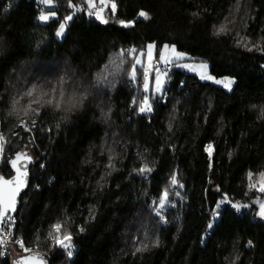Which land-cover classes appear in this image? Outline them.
<instances>
[{
  "label": "trees",
  "instance_id": "obj_1",
  "mask_svg": "<svg viewBox=\"0 0 264 264\" xmlns=\"http://www.w3.org/2000/svg\"><path fill=\"white\" fill-rule=\"evenodd\" d=\"M115 2L116 17L111 18L106 10L110 23L105 25L87 15L86 0H71L82 8L79 13L68 7L69 0H54L55 7L51 9L57 11L58 17L47 23L38 19L40 0H0V94L10 83H16L17 77L31 80L41 75L54 79L63 70L65 60L80 77L94 79L103 72L109 80L116 81L114 89L106 88L90 97L86 109L74 113L71 122L61 124L60 129L55 128L58 114L49 112L40 118L34 143L28 148L34 161L45 164L43 169L37 163L30 167V185L40 184L41 188L31 191L24 197L27 202L18 205L28 230L22 229L25 241L32 239V230L39 229L41 243L34 251L44 253L46 259L54 257L49 264H230L234 245L241 254L239 264H264V220L255 216L256 197L264 194L249 190L246 177L252 170L255 180L264 170V119L258 118L259 108L264 106V55L247 52L235 44L237 32L254 42L264 36V0ZM141 9L148 11L151 19L139 17ZM46 10L45 7L43 11ZM192 12H199L200 17L193 18ZM70 14L74 18L59 40L55 35L58 23ZM225 18L229 34L213 36V26L225 23ZM115 19L135 23L123 28ZM152 40L177 43L178 50L208 61L217 76L236 75L239 87L235 94L176 70L166 86L170 89L167 99L158 101L152 97L154 112L138 113L131 100L133 96L142 98L141 76L130 81L126 74V70L130 71V57H125L119 69L112 61L119 48H140ZM140 70L137 67L139 74ZM181 80L185 86L179 84ZM6 107L0 103V131L10 141L5 145L0 175L9 178L14 170L7 158L25 148L28 134L13 127L14 118L5 119ZM109 107L111 117L105 120L101 109L107 112ZM170 120L172 132L167 127ZM48 128L53 130L48 132ZM12 131L20 132L24 139L13 137ZM209 142L214 144L211 159L204 150ZM102 144L114 149L117 170L106 176L101 181L102 188H98L97 181L107 171L104 165L108 163V153L100 154ZM169 144L175 145L174 152ZM162 146L163 152L159 151ZM145 149L148 153L142 160L137 153ZM88 159L91 164L84 163ZM142 162L155 169L147 179L132 172ZM173 169H178L183 188H173L168 183ZM216 185L234 202L249 207L237 212L231 205H223L212 235L202 245L199 241L214 206L211 192ZM164 187L180 192V196L170 195L176 207L165 209L167 223L159 222L148 207ZM205 189L209 190V200L203 198ZM90 206L94 220L89 219ZM65 216L72 222L68 228L75 246L71 258L60 255V250L50 252L44 242L48 226ZM76 225L84 226L85 232L78 233ZM157 235L158 247L132 254L133 237L139 236L147 243ZM249 239L254 248L246 247ZM13 252L21 254L23 250L11 244L7 255L0 257V264H12L17 258L11 255Z\"/></svg>",
  "mask_w": 264,
  "mask_h": 264
},
{
  "label": "snow or ice",
  "instance_id": "obj_2",
  "mask_svg": "<svg viewBox=\"0 0 264 264\" xmlns=\"http://www.w3.org/2000/svg\"><path fill=\"white\" fill-rule=\"evenodd\" d=\"M40 3L55 7L54 0H40ZM86 4L87 15L89 17H95V19L102 24L108 25L110 23V18L105 15L106 9L111 14V18L116 17L118 5L115 0H98V3L97 0H86ZM68 7L74 9L77 13L82 11V8L72 4L71 0H69ZM237 10H239V6H237ZM57 15L58 13L55 10H41L38 19L41 22L54 21ZM137 15L145 20L151 19L150 13L144 9L139 10ZM191 15L193 18L200 17L199 12H192ZM73 18L71 14L65 15L63 19L59 21L55 32L57 37H63L65 35V30L68 28L69 21H72ZM225 20V23H221L219 26H213V36L219 37L229 34V22L227 18H225ZM115 23L123 28H130L134 25L135 21L115 19ZM2 42L3 38H0V44H2ZM235 44L238 48H243L247 52L255 51L264 55V36L258 37L254 42L251 38L241 36L240 33L237 32L235 35ZM37 46L39 47V44ZM126 56L131 58L130 71L126 70V74L130 81L135 82L137 80V67L139 66L142 69L144 94L139 100H137L135 96H133L131 100V105H135L136 110L140 114H151L154 112L153 101L150 99L149 95L150 83H152L151 91L157 97L158 101H165L167 99V93L170 89L166 88L165 85L171 80L169 72L170 67H180L197 73L200 80L210 81L215 85L221 86L229 93L235 94L236 88L239 87L236 75H222L220 77L212 75L209 63L202 58L199 59L198 63H185L184 61L186 60H195L197 58L191 57L186 51H179L177 43L166 41L158 43L152 40L140 48H137L135 45L130 46L128 49L121 47L112 61L117 69L125 63ZM161 62L163 67L160 66ZM105 67L107 68L108 66L106 65ZM152 73H154V77ZM18 84L20 87H17ZM179 84L185 86V81L181 80ZM115 87V79L109 80L103 72L97 74L94 79L78 76L75 69L72 68L71 63L65 60L63 70L56 74L54 79H47L41 75H34L31 80L17 77V82L10 83L9 86L5 88V91L0 94V103L7 105L5 119L14 118L16 123L13 127L28 134V141L25 144L26 149L30 144L34 143V130L37 129L38 122L43 115H47L49 112L58 114L59 120L55 128L60 129L61 124L67 125L71 122V117L74 113L82 112L86 109V102H89L90 97L95 96L97 92L103 91L106 88L114 89ZM211 103L212 100L209 97V109H211ZM250 107L256 108L257 106L251 105ZM111 112V107L108 108L107 112L101 109L102 117L105 120L110 119ZM259 113L260 115L258 118L264 119V106L259 108ZM206 120L207 117H205V121ZM167 127L168 131L172 132V120L169 121ZM52 130V128L47 129L48 132ZM11 135L20 140L24 139V137L20 136V132L17 131H12ZM7 143H10L7 134L0 131V163H3L5 160V145ZM106 143L107 141L104 142V144ZM104 144L100 146V154L103 156L105 151L108 153V163L104 165L107 171L100 177V180L97 181L98 188H102L101 181H104L106 176H111L112 171L117 170L114 163V149L111 147L105 148ZM94 147L95 145H93V148ZM168 148L173 152L175 151V145L169 144ZM204 150L211 159L214 151V144L209 142L204 146ZM159 151H164L163 146ZM147 153L148 150L145 149L144 153L138 152L137 155L143 160ZM89 156H91V149L89 151ZM229 157H231V153H229ZM91 162V159L84 161L86 164H91ZM7 163L10 165L11 170H14V175H11L9 178L0 175V246H3L0 248V257L6 255L8 245L14 244L18 245L25 255H18L17 258L13 260L12 264H49V260L54 257L46 259L44 253L34 251V249L39 248L41 243L39 229L32 230L35 233L32 239L27 242L25 241L22 229H24V231L28 230L24 224V217L21 211L18 210L19 204L27 202L24 197L28 196L31 191H40V184L30 185L29 166L37 162L34 161L33 157L29 155L27 151L21 150L16 151L14 156H9L7 158ZM37 167L43 169L45 168V164L37 163ZM208 167L209 170H211L212 164L210 163ZM154 171V167L149 166L147 162H142L140 167H134L132 169V172L145 179ZM36 175L38 178L39 173ZM178 175V169H173L168 181L173 188L184 187V184L178 179ZM253 176L254 173L252 170L246 173L248 180L247 188L249 190L256 189L259 193L264 194V170L259 171V179L255 182L253 181ZM50 182L51 181H48L47 183ZM209 183H211V180H209ZM116 187L118 188L119 185H116ZM173 194L175 196H180L179 191L170 192L168 187H164L158 199H153L151 204L148 205L150 211L154 213L155 217L161 223L168 222L165 209L176 207V202L170 199V195ZM145 195H147V192H145ZM245 195H248V192H245ZM203 198L209 200L210 196L208 189L204 190ZM211 203L214 206L210 208V219L199 241L202 245L206 243V238H210L212 235L215 220L221 217L223 205H231L237 212L242 208L249 207L248 204H242L240 201L234 202L229 197L228 192L221 189L220 185H216L211 192ZM255 203L259 206L255 216L264 220V200H261L260 197H256ZM17 215L21 217L19 220L16 219ZM89 219H95L92 206L89 207ZM71 226L72 222L66 216L48 226V230L44 234V242L47 244L50 252L60 250V255H64L67 258L73 257L75 247L73 243L74 237L72 232L68 230ZM76 227L78 233L85 232L84 226L76 225ZM144 236L145 240H147V233H145ZM159 244L160 239L158 235L147 243L141 240L139 236L133 237L132 254L136 255L137 253H143L150 247H158ZM246 247L250 249L254 248L255 245L253 240H247ZM240 260L241 254L235 250L234 245L230 264H239Z\"/></svg>",
  "mask_w": 264,
  "mask_h": 264
},
{
  "label": "rangeland",
  "instance_id": "obj_3",
  "mask_svg": "<svg viewBox=\"0 0 264 264\" xmlns=\"http://www.w3.org/2000/svg\"><path fill=\"white\" fill-rule=\"evenodd\" d=\"M46 8H48V10H46V11H50V10H52L51 8V6H47V5H44ZM107 10V9H106ZM106 12V11H105ZM57 17H58V15H57ZM56 17V18H57ZM55 18V19H56ZM70 22L71 21H69V24H70ZM43 23H47V22H43ZM68 24V25H69ZM65 33H66V30H65ZM64 37V36H63ZM63 37H57L59 40H61ZM180 51V50H179ZM191 56V55H190ZM206 61V60H205ZM185 63H193V62H199V59H195V60H186V61H184ZM206 62H208V61H206ZM145 63H146V60H145ZM154 63H155V61H154ZM209 63V62H208ZM209 65H210V69H211V64L209 63ZM160 66H163V64H162V62H161V65ZM139 67V66H138ZM140 68V67H139ZM176 70H182V71H185L186 73H190V74H194V75H196L198 78H199V75L197 74V73H194V72H191V71H189V70H186V69H183V68H180V67H172V69H170L169 70V72H170V75L172 76V73L174 72V71H176ZM210 72H211V70H210ZM211 74L212 75H215V74H213L212 72H211ZM138 76H141V80H140V86H141V92H142V96H143V77H142V69L140 70V74L137 72V77ZM152 76L154 77V73H152ZM215 76H217V75H215ZM217 77H220V76H217ZM170 82V80L166 83V85H165V87L168 85V83ZM207 82H210V81H207ZM153 83H154V81H153ZM212 83V82H211ZM218 86V85H217ZM221 87V86H220ZM151 88H152V83H150V91H149V95H150V99L152 98V97H156L153 93H152V91H151ZM227 91V90H226ZM22 150H24V151H27L28 152V154L29 155H31L32 157H33V154H32V152H31V150L27 147L26 149L25 148H23ZM33 159H34V157H33ZM259 179V176L255 179V180H253L254 182L256 181V180H258ZM260 199L261 200H264V196H262V197H260ZM258 206V205H257ZM258 209H259V206H258ZM11 255L12 256H18V255H25V253L23 252V253H21V254H16L15 252H13V253H11Z\"/></svg>",
  "mask_w": 264,
  "mask_h": 264
},
{
  "label": "built area",
  "instance_id": "obj_4",
  "mask_svg": "<svg viewBox=\"0 0 264 264\" xmlns=\"http://www.w3.org/2000/svg\"><path fill=\"white\" fill-rule=\"evenodd\" d=\"M39 7L41 8V10H44V9H45V6H44L43 4H42V5H39ZM126 49H128V48H126ZM161 67H163V66H161ZM170 68H171V67H170ZM170 68H169V69H170ZM10 246H11V244L7 246V253H8V250H9V247H10ZM2 247H3V246H1V248H2ZM7 253H6V255H7ZM6 255H5V256H6ZM5 256H2V257H5Z\"/></svg>",
  "mask_w": 264,
  "mask_h": 264
},
{
  "label": "water",
  "instance_id": "obj_5",
  "mask_svg": "<svg viewBox=\"0 0 264 264\" xmlns=\"http://www.w3.org/2000/svg\"><path fill=\"white\" fill-rule=\"evenodd\" d=\"M30 167H31V165L29 166V170H30ZM5 178H7V177H5Z\"/></svg>",
  "mask_w": 264,
  "mask_h": 264
}]
</instances>
